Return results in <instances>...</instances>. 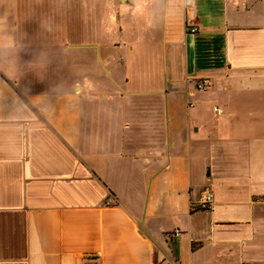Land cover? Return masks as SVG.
Listing matches in <instances>:
<instances>
[{
  "label": "crops",
  "instance_id": "0c3cea01",
  "mask_svg": "<svg viewBox=\"0 0 264 264\" xmlns=\"http://www.w3.org/2000/svg\"><path fill=\"white\" fill-rule=\"evenodd\" d=\"M172 260L264 264V0H0V264Z\"/></svg>",
  "mask_w": 264,
  "mask_h": 264
},
{
  "label": "built area",
  "instance_id": "2783aa9c",
  "mask_svg": "<svg viewBox=\"0 0 264 264\" xmlns=\"http://www.w3.org/2000/svg\"><path fill=\"white\" fill-rule=\"evenodd\" d=\"M190 33L196 34V33H198V29L197 28H191ZM208 88H209V82L207 79L199 80L196 84V91L206 92L208 90ZM189 106L192 108V107H194V104L191 103ZM213 111L218 117L223 115V110L220 108H214ZM213 204H214V195L211 191H207V192H205L203 199L200 202L199 208L203 209V210L209 209L213 206ZM105 205L106 206H113L114 201L111 198H109L106 200ZM180 236H181V232L179 230H176L174 232V234L172 235V237L174 239H177ZM166 264H179V263L175 260H172L171 262H168Z\"/></svg>",
  "mask_w": 264,
  "mask_h": 264
}]
</instances>
